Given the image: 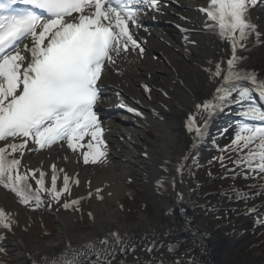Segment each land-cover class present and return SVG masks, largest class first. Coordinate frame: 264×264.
I'll return each instance as SVG.
<instances>
[{
  "label": "bare ground",
  "instance_id": "bare-ground-1",
  "mask_svg": "<svg viewBox=\"0 0 264 264\" xmlns=\"http://www.w3.org/2000/svg\"><path fill=\"white\" fill-rule=\"evenodd\" d=\"M206 5L207 0H161V11L148 10V15L142 19L159 20L164 26L149 27L145 24L139 29L133 27L136 38L146 49L145 54L141 58L136 53H131L126 58L119 59L117 64L104 74L100 84L105 92L100 107H103V114L107 115L112 109L120 107L123 101L141 111L144 116L137 117L130 112L129 116L126 114L127 109L120 107L125 112H119L115 118L108 117L103 123V139L108 145L106 163L96 164L93 170L88 169L81 163L80 152L68 149L66 143L44 150L25 152L21 158V171L43 170L50 174L51 165H57L70 177L78 178L79 184L83 185L88 194L92 193V198L88 195L78 208L83 207L84 203L90 206V201L93 202L94 199L95 211L92 229L75 225L77 215L66 214L70 209L63 208L60 202L78 199L86 194L75 189L76 184L73 183L71 195L65 194L59 203H52L51 207H48L47 203L40 207L44 211L55 212L51 217L57 220L58 231L53 238L36 242L29 235L33 231L28 228V224L35 221L46 230L50 222L48 219L39 222L36 216H42V212L37 211L40 208L32 210L31 207L21 205L12 192L0 186V206L13 213L16 220L11 232L0 230L5 237L0 241V245H6L14 252L15 264H63L65 257L82 250L87 242L98 243L105 237L110 241L108 251L111 255H104L112 264H161V261L163 264L249 263L244 252L246 235L243 231L252 232L258 226L257 221L264 220V197L256 195L262 190L260 186H264V179L257 177L244 184L241 175H237L241 170L234 168L233 173L238 176L234 188L242 192L235 196L243 195L244 198L233 201L232 196H227L222 205L229 211L230 217L215 222L206 217L203 211L210 205L211 200L202 194H196L194 184L198 181L187 167L195 157L200 165H204L205 155L211 146L206 136L193 148L194 133H189L186 128V119L194 110V104L210 98L214 91V85L209 83L208 74L204 69L214 70L215 64L222 59L226 60L230 54V48L224 42L204 30L206 17L199 8ZM250 17L252 22L258 25V30L264 33V4L251 9ZM181 28L190 31L185 33ZM185 35L190 41H195V44H186ZM250 41L246 50H240L239 54L244 57L241 67L256 72L259 78L264 79V36L259 43L256 42L255 36L251 37ZM144 84L154 90L156 101L149 96L150 93L144 91ZM164 93L167 95L164 96ZM229 109L232 107L211 118L208 135L213 129L212 123L223 124L230 119L227 114ZM121 119H128L129 124L121 122ZM147 129L154 132V138H150L153 147L145 146V158L150 170L144 174L147 183L151 184L152 195L160 210L155 216L141 213L136 222L128 224L119 210H113L112 204H118L128 194L125 179L131 174L129 165L132 161H135V166L141 164L137 160L140 157L129 153L128 150L145 144L143 139L148 137ZM32 148L33 146L29 145V149ZM181 165L182 170L178 171ZM60 175L58 184L62 186L63 173ZM30 182L35 186L34 181ZM88 182L90 190L84 186ZM167 182L176 187V190H170V197H166L163 190ZM252 185L257 187H251ZM97 188L102 189L100 195L103 200L96 198ZM200 191L202 192V189ZM48 199L45 197L46 201ZM58 205L60 207L56 208ZM253 205L259 214H263L262 217L247 211ZM232 222L237 224L235 228ZM234 230H237V233ZM112 232L119 233L123 240L122 245L112 242V237L108 235ZM195 235L201 239L197 241ZM226 235L230 237L227 238ZM149 249L151 251H148ZM196 251L200 252L201 258ZM208 251L210 254L205 257L204 253ZM250 258L253 262L258 257ZM89 259L92 261L96 257L90 255Z\"/></svg>",
  "mask_w": 264,
  "mask_h": 264
},
{
  "label": "snow or ice",
  "instance_id": "snow-or-ice-1",
  "mask_svg": "<svg viewBox=\"0 0 264 264\" xmlns=\"http://www.w3.org/2000/svg\"><path fill=\"white\" fill-rule=\"evenodd\" d=\"M259 4L264 0H207L199 8L206 17L204 30L224 42L230 54L214 70L204 69L214 91L210 98L194 104L186 119L195 148L208 135L211 118L235 106L240 120L230 145L222 151L231 148L238 154L232 163L245 180L264 179V79L243 69L244 57L239 54L247 49L251 37L259 43L264 36L250 17V10ZM148 10L161 11V0H0V186L12 192L21 205L32 210L45 203L51 207L65 194L71 195L72 184L80 182L55 164L50 174L21 171V158L27 150L66 143L68 149L80 152L85 165L107 162L108 145L95 110L100 83L119 59L131 53L143 58L146 49L133 27H142L141 16ZM184 41L195 44L187 35ZM142 87L151 92L149 85ZM119 106L144 116L123 101ZM224 158L219 157L222 166ZM61 173L62 186L58 184ZM260 187L256 195L264 197V186ZM101 191L95 190L96 198L103 200ZM88 195L91 198L92 193ZM81 199L65 201L62 207L79 211ZM247 211L255 212V205ZM89 217L94 219L91 212ZM15 223L13 213L0 206V230L11 232ZM108 235L112 242L123 244L119 233ZM4 238L0 232V241ZM109 247L107 237L98 243L89 241L82 250L65 257L63 264H112L104 255H111ZM90 255L96 259L90 261Z\"/></svg>",
  "mask_w": 264,
  "mask_h": 264
},
{
  "label": "rangeland",
  "instance_id": "rangeland-1",
  "mask_svg": "<svg viewBox=\"0 0 264 264\" xmlns=\"http://www.w3.org/2000/svg\"><path fill=\"white\" fill-rule=\"evenodd\" d=\"M154 90L151 88L150 95L153 98V101H156L154 96ZM165 96V95H164ZM232 113V112H231ZM227 124L225 123H217L214 124L212 127L213 129L209 131V135H207V139L210 142V151L205 155V163L204 165H200L199 162H197V157H195L194 161L190 162L187 167L188 171L194 173V178L197 179V184H194V190H197L196 194H199L206 198H209L211 200L210 205L207 208H204L203 211L206 214V217H208L211 221H223L224 217H230L229 211L224 210L223 202L224 199L227 196H232L234 200L242 199L244 198L243 195L236 197L235 195H239L242 193L241 191H238L236 188H234V183L237 182L238 176L233 173V171H229V169H234L235 165L232 163L233 160H236L238 158V154L233 151L231 148H228V150L222 151V149H225L226 146L230 145L231 139L235 134L236 129L228 134H221L222 138L216 137L214 134L216 132H219L224 128L226 130L227 127H225ZM229 126V125H227ZM147 133V139H143V142L145 144L140 145L138 147L135 146L134 148H130L128 150L129 153L135 154V156L140 157L137 160L141 162L136 164L135 161H132L129 166L131 167V174L129 175L128 179H125V183L128 187V194H126L127 198H123L121 201L118 202V204L113 203L112 208L113 210H119L122 214L123 218L128 224H132L136 222L140 216L141 213H148L150 215H157L159 214V206L158 203L155 201V198L152 195L151 192V184L147 183L145 180L146 175L144 172L149 171L150 167L147 164V159L145 158L146 153V147H153L152 142L150 141V138H154V132L150 131L149 129L146 130ZM213 138L215 139V142H213ZM120 143H121V139ZM146 146V147H145ZM224 156L223 165H221V162L219 160V155ZM220 156V157H221ZM143 158V159H142ZM216 158V159H214ZM82 165L87 167L88 169L93 170L96 167V164H87L85 165L82 160ZM197 173V174H196ZM241 180L244 184H247L250 182L251 179L245 180L243 176H241ZM86 183V182H85ZM74 184L71 186V192L73 188L80 190V193H86L83 196V200H81L80 204L85 201V198L88 196L87 191L85 188H83V185L76 184L74 187ZM87 190L89 188V182L84 185ZM176 190V187L173 183H166L163 190H165L164 194L166 197H170V190L171 189ZM202 189V192L200 191ZM161 190V189H160ZM92 198V196H91ZM90 198V199H91ZM80 199V198H78ZM89 199V200H90ZM71 199H67L65 201H69ZM232 200V199H231ZM60 202V205L65 202ZM53 204L55 202H52ZM90 206L87 203H84L82 205L83 207L79 206V211H75L73 209H70L67 215H77L76 220L74 221L75 225L80 226H87L89 229H92L91 225L93 224L92 218L89 217V213L91 212L94 214V204L95 200L93 199V202L90 201ZM108 204H110L108 202ZM60 205H58L56 208H59ZM37 211L42 212V216H36L40 221H44L48 219L50 222L48 228L44 230L41 226H38L35 221H32V224H28V228L33 231L32 234H29L36 242L40 239H51L55 236L56 232L58 231V225L56 224V221L53 217H51L52 214H54V211H44V209L40 208V210L37 209ZM254 215L259 216V211H255ZM78 218V219H77ZM260 223L259 226H262ZM234 225V228L236 227V223H232V226ZM235 233H237V230H234ZM245 233V243H244V252L246 253V258L248 259L249 263L247 264H264V227H261L259 229L254 230L253 232H249V230L243 231ZM48 234V235H47ZM227 238H229V235H226ZM242 246V245H241ZM239 246V247H241ZM257 256L258 258L255 259L253 262L250 261V257ZM0 264H15V256L14 252L11 249H8L6 245H0Z\"/></svg>",
  "mask_w": 264,
  "mask_h": 264
}]
</instances>
